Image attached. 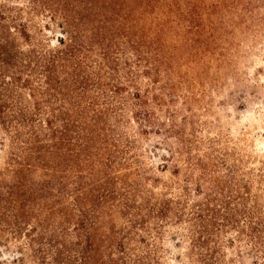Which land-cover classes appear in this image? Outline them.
Wrapping results in <instances>:
<instances>
[{"label": "trees", "instance_id": "trees-1", "mask_svg": "<svg viewBox=\"0 0 264 264\" xmlns=\"http://www.w3.org/2000/svg\"><path fill=\"white\" fill-rule=\"evenodd\" d=\"M13 1L0 0V264H163L162 239L183 222L189 264H223L226 249L228 264H264V209L245 186L199 160L205 203L187 218L183 201L139 185L118 135L133 123L163 136L174 163L182 71L205 65L209 31L237 1L25 0L47 20L36 32Z\"/></svg>", "mask_w": 264, "mask_h": 264}, {"label": "rangeland", "instance_id": "rangeland-1", "mask_svg": "<svg viewBox=\"0 0 264 264\" xmlns=\"http://www.w3.org/2000/svg\"><path fill=\"white\" fill-rule=\"evenodd\" d=\"M232 1H237L235 7L217 18L223 19L222 27L209 31L214 38L205 49V65L185 67V79L177 84L171 110L186 132L187 145L170 142L176 152L180 151L174 163L164 161L169 152L163 136L140 138L133 123L121 126L118 134L132 144L126 157L138 161L142 172L139 185L145 187L148 182L157 196L167 193L183 201L187 218L205 203V194L198 196L196 191L195 180L203 173L201 188L205 192V172L195 167L199 160L211 171L208 176L226 180L228 187L238 184L239 192L244 193L241 196H246L240 189L245 186L248 197L257 198L264 209V0ZM26 4L25 0H14L8 5L24 9L22 21L34 32L44 29L45 17L30 14ZM45 33L56 46L59 33ZM184 117L191 126L183 127ZM160 124L168 128L169 122L162 116ZM176 168L179 174L173 173ZM188 178L193 181L186 184ZM187 228L185 222L173 223L169 235L163 237V264H189ZM225 255L223 264H228L234 252L226 249Z\"/></svg>", "mask_w": 264, "mask_h": 264}]
</instances>
